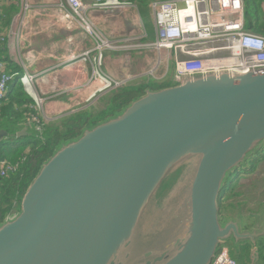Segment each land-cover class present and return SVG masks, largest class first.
I'll use <instances>...</instances> for the list:
<instances>
[{
	"label": "water",
	"instance_id": "1",
	"mask_svg": "<svg viewBox=\"0 0 264 264\" xmlns=\"http://www.w3.org/2000/svg\"><path fill=\"white\" fill-rule=\"evenodd\" d=\"M262 142L264 73L147 88L42 163L0 224V264H210L226 241L254 245L217 200Z\"/></svg>",
	"mask_w": 264,
	"mask_h": 264
},
{
	"label": "crops",
	"instance_id": "2",
	"mask_svg": "<svg viewBox=\"0 0 264 264\" xmlns=\"http://www.w3.org/2000/svg\"><path fill=\"white\" fill-rule=\"evenodd\" d=\"M124 1L130 2L132 8L87 12L88 21L98 36L111 42L109 48L102 50L99 70L106 77L122 82L120 88L123 89L172 86L171 51L139 46L155 41L151 5L142 10L139 5L144 0ZM66 8V0H0V65L3 67L0 73L5 70L18 76L25 73L34 76V90L41 99V107L37 111L44 123L43 134L50 123L60 122L83 111L100 120L102 117L99 116L118 90L100 92L101 84L92 78V72L97 67L80 62V56L93 47V40L76 19L64 16ZM148 19L152 24L153 41L148 40L144 30V22ZM22 121L14 125L13 133L21 138L26 136V132L29 137L34 135V128L29 127L28 122L24 127ZM227 204L230 203L225 200ZM236 220L241 231L248 229L239 218ZM246 243L243 241L237 246L239 248ZM257 250V247H252L247 252V259L250 260L245 264L254 261L252 256L258 257Z\"/></svg>",
	"mask_w": 264,
	"mask_h": 264
},
{
	"label": "built area",
	"instance_id": "3",
	"mask_svg": "<svg viewBox=\"0 0 264 264\" xmlns=\"http://www.w3.org/2000/svg\"><path fill=\"white\" fill-rule=\"evenodd\" d=\"M264 3V0H260ZM229 2L236 6L225 7ZM67 8L64 16L76 19L81 29L93 40V47L85 51L79 58L80 62L95 65L92 78L101 84L100 92L119 89L123 83L106 77L100 70L102 50L109 48L111 42L100 38L88 21L87 12L91 10L124 11L132 5L124 0H66ZM155 28V41L146 43L149 48L165 49L172 53L173 85L179 84L185 75L208 73L210 63L217 64L221 58L237 60L239 54L246 52L248 58L239 63L234 70L242 71L250 66H264V38L256 33L244 30V4L242 0H157L151 4ZM133 13V11H130ZM2 16L0 15V19ZM219 19L217 22L216 19ZM233 37L237 39L232 40ZM241 43L246 50L236 48ZM219 56L220 58L216 57ZM259 59L252 65L246 64ZM3 67L0 65V71ZM16 79L13 74L0 73V103L5 99L7 85ZM19 81L30 95L34 105L30 108L34 114L30 116L29 127L34 133L41 135L44 123L38 117L41 99L36 95L34 76L25 73ZM30 91V93L28 92ZM21 161L14 163L0 162V178H6L15 172ZM210 264H237L225 246L218 248Z\"/></svg>",
	"mask_w": 264,
	"mask_h": 264
},
{
	"label": "trees",
	"instance_id": "4",
	"mask_svg": "<svg viewBox=\"0 0 264 264\" xmlns=\"http://www.w3.org/2000/svg\"><path fill=\"white\" fill-rule=\"evenodd\" d=\"M244 1V14L247 16L248 12L253 10L256 14V22L252 23L251 20H246L245 18V28L248 30H252L256 34L264 36V4L257 3V0H243ZM262 6V8H261ZM263 11H262V10ZM260 15L263 19L260 21L258 18ZM11 74V73H9ZM16 75V74H13ZM152 90H159L162 87L157 88L150 86ZM165 88V87H164ZM145 87H127L118 89L110 99L109 106L105 109L103 113L99 117L104 119L105 117L113 116L117 112H119L123 107H125L131 101H134L136 98L141 96ZM34 105V102L31 98H29L24 90L22 89L19 79H14L12 85L10 86L7 97L0 103V128H4L5 132L8 134V137H15V140H18L21 144V147H11L8 146V139L0 140V161H8L11 163L21 161L18 169L11 173L6 178H0V223L2 224L5 216L9 214V211L12 205L17 201L20 205L21 198L25 193L27 187L29 186L32 179L37 174L40 166L43 162H45L54 152L56 148H58L62 143L69 142L75 138H77L81 131L89 124L93 125L100 120H97V116H93L89 113H80L64 120H61L60 127H54L48 129L46 132L38 135L34 133L31 137L28 136L26 132V136L21 138L16 136L13 133L12 136L11 130L13 131L14 125L19 124L22 119V124L26 127L30 116L34 114V111L30 108V106ZM29 124V123H28ZM28 136V137H27ZM27 138V139H26ZM25 140H29L25 142ZM33 142H31V141ZM40 142H39V141ZM31 142V143H30ZM26 146H25V145ZM264 146V144H263ZM31 149V150H30ZM249 159L246 160L247 163L240 165L232 175L227 177L223 187L219 192L218 199V209L219 214L223 216L224 212L228 211L229 208L225 205V200H228L233 194V190L237 184L235 181L238 175L248 174L247 167H253V164H256L257 161H253ZM249 163V164H248ZM226 208V209H225ZM228 209V210H227ZM220 216V217H221ZM243 217H240L242 221ZM225 246L233 250L234 247H238L237 244H233L232 242L226 241ZM255 247H257L255 245ZM252 246L248 243L241 245L238 248V251L243 256V260L240 261L237 258L238 264H245L247 252L250 251ZM262 249L258 247V250ZM263 251V250H262ZM250 260V259H248ZM262 261H264V257H262Z\"/></svg>",
	"mask_w": 264,
	"mask_h": 264
},
{
	"label": "rangeland",
	"instance_id": "5",
	"mask_svg": "<svg viewBox=\"0 0 264 264\" xmlns=\"http://www.w3.org/2000/svg\"><path fill=\"white\" fill-rule=\"evenodd\" d=\"M151 1L152 0H144L143 3L141 5H139V7L141 6V9L143 10L145 7H148V5L150 4ZM136 3L138 4L137 1H136ZM257 3H259V5L261 3V5H262V2L260 0H257ZM261 8H262V6H261ZM263 13H264V11H263ZM245 18L248 21L251 20L252 23L256 22V14H255V12H253V10L249 11L246 17H245V14L243 13L244 26H245ZM258 18L260 21L263 19V17L261 15L259 17V14H258ZM144 27H145L144 30L149 37L148 40L153 41L154 37H153V29H152L151 20L148 19L147 22H144ZM147 43H151V42H147ZM162 88H164V87H162ZM130 103H128L126 106H128ZM84 112L85 111H83L81 113H84ZM78 114H80V113H78ZM92 117H93V115H92ZM102 120H104V119H101L100 121H102ZM60 125H61V123L59 124V122L57 121L54 123H50V126L47 128L50 129V128H53V126L54 127H60ZM0 131L4 132L5 129L0 128ZM10 132H11L10 136H12L13 131L11 130ZM2 134L3 133H1V135ZM14 138L15 137H13V136L6 138V139H8V141H7L8 146H11L13 148L14 147H18V148L21 147L20 142L18 140H15ZM0 140H5V139L0 138ZM263 144H264V142L260 143L261 146L258 149H256V151L251 156H249V161L253 160V161H257V162H256V164H253L254 165L253 167L249 166L246 168V169L249 168L248 174H241V175L237 176V179L235 181V184H237V185L235 186V188L233 190L234 195H232L227 200L230 203V204H227V207L229 208V210L227 209L228 211L224 212L223 216L220 215L221 216V222H224L225 220H227L229 218H234V219L239 218L240 219V217L242 216L243 217L242 222L246 226H248L247 227L248 229H244V230H242V232L243 231H249V232L255 231L258 234L257 240H256L257 248L261 247L262 249L257 250L258 251L257 252V256H258L257 258H256V256H252V259L254 257V259H253L254 261H252V262L249 261V263H246V264H264V262L262 261V257H264V231H263L264 230V146H263ZM245 163H247V162L245 161L243 164H245ZM243 164H241V165H243ZM239 167H240V164L237 167L230 170L228 177L230 175H232V173ZM170 197H172V191H169V195L167 196V198H170ZM19 207L20 206H19L18 202L16 201L12 205L9 213H13V212L18 211ZM236 209L238 210V212ZM157 239H158V241H161L162 243L167 241V239H163V238H157ZM150 240H151V238L148 237V238H146L145 241H150ZM223 246H225V244H223ZM228 250H229V254L232 258H237L240 261L243 260V256H242V254L239 253L238 247L236 248L233 246V250L231 248V252H230V249H228ZM257 259H259V262L257 261ZM247 260L248 259L246 256L245 261H247Z\"/></svg>",
	"mask_w": 264,
	"mask_h": 264
},
{
	"label": "bare ground",
	"instance_id": "6",
	"mask_svg": "<svg viewBox=\"0 0 264 264\" xmlns=\"http://www.w3.org/2000/svg\"><path fill=\"white\" fill-rule=\"evenodd\" d=\"M157 0H152L150 2L149 5H151L153 2H155ZM243 1V0H242ZM243 4H244V1H243ZM245 5V4H244ZM236 6V3L235 2H229V5L226 6L225 8L226 9H230V8H233ZM216 21L218 22L219 19L217 18ZM154 24V23H153ZM244 30L245 31H250V32H253L252 30H248L244 27ZM255 33V32H253ZM259 35V34H258ZM261 36V35H259ZM262 38H264V36H261ZM237 39V37H233L232 40H235ZM236 48L237 49H240V50H246L245 47L241 44V43H238L236 44ZM218 58H220L218 55L216 56ZM248 56L246 54V52L242 53V54H239V58L237 60H231V59H228V58H221L222 61H220L219 63L217 64H214V63H210L208 65V68H209V72L208 73H212L214 76L216 77H219L221 74H224V75H227V76H232L234 75V73H241V74H244V73H248V72H253L254 75L256 74H260V73H264V66L263 67H260V66H250V67H246L244 68L242 71H238V70H234L233 68L236 67L239 63H242L244 62L245 60H247ZM260 60L259 59H253L252 61L250 62H246V64L248 65H252L253 63H257L259 62ZM5 74H7V72H4ZM15 76H18V75H15ZM22 76V75H20ZM18 76V77H20ZM14 80H12L8 85H7V92L5 94V98L7 97L8 95V92H9V89H10V86L12 85ZM21 87L23 88V90L26 92L24 86L22 85V83L19 81ZM34 87V86H33ZM30 93V91H28ZM27 96L30 98V95L26 92ZM39 117V115H38ZM28 123L30 124V119L28 120ZM1 132V131H0ZM5 132V131H4ZM8 137V134L6 133L5 136H0L1 139H6ZM18 137V136H17ZM9 138V137H8ZM2 162V161H0ZM232 170V169H231ZM2 178V177H1ZM220 192V191H219ZM217 204H218V200H217ZM241 231V230H240ZM242 232V231H241ZM248 244H250L252 247H255V244L253 245L250 241H247Z\"/></svg>",
	"mask_w": 264,
	"mask_h": 264
}]
</instances>
